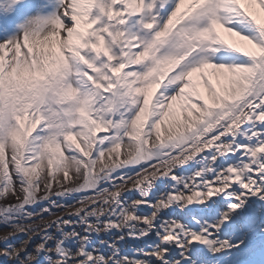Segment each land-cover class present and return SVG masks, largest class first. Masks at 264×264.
<instances>
[{"label":"snow or ice","instance_id":"1","mask_svg":"<svg viewBox=\"0 0 264 264\" xmlns=\"http://www.w3.org/2000/svg\"><path fill=\"white\" fill-rule=\"evenodd\" d=\"M0 225V264H255L264 0H0Z\"/></svg>","mask_w":264,"mask_h":264},{"label":"rangeland","instance_id":"2","mask_svg":"<svg viewBox=\"0 0 264 264\" xmlns=\"http://www.w3.org/2000/svg\"><path fill=\"white\" fill-rule=\"evenodd\" d=\"M5 3H6V0H5ZM5 23H7V21H5ZM222 57L227 62L228 60L233 59L234 58V55L231 52H226V53H222ZM196 83L198 84L199 81H196ZM121 151H123V148L121 149ZM68 186H71V185H68ZM56 190H57L56 188L53 189V191H56ZM40 194L42 195L43 193H40ZM6 202L12 203V202H15V201L12 200L11 198H9V200L6 201ZM0 231H6L4 229V226L3 225H0ZM261 261H264V253L258 252L256 254V256H255V264H261Z\"/></svg>","mask_w":264,"mask_h":264},{"label":"bare ground","instance_id":"3","mask_svg":"<svg viewBox=\"0 0 264 264\" xmlns=\"http://www.w3.org/2000/svg\"><path fill=\"white\" fill-rule=\"evenodd\" d=\"M6 234V231H0V237Z\"/></svg>","mask_w":264,"mask_h":264}]
</instances>
